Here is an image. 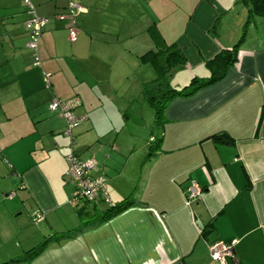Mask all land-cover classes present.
<instances>
[{
  "label": "crops",
  "instance_id": "obj_1",
  "mask_svg": "<svg viewBox=\"0 0 264 264\" xmlns=\"http://www.w3.org/2000/svg\"><path fill=\"white\" fill-rule=\"evenodd\" d=\"M67 1L31 0L47 19L36 65L23 0H0V264H264V30L255 20L264 18L251 0H179L189 15L172 43L170 0H78L86 11L73 18L74 41ZM143 13L155 19L150 30ZM174 49L185 61L163 83L178 70L184 80L210 78L206 62L221 51L232 60L222 78L173 96L139 145L114 97L156 79ZM142 65L138 80L130 72ZM75 96L74 114L86 118L70 138L47 101ZM219 133L232 141H216ZM152 137L159 143L148 156ZM70 150L95 158L92 174L105 176L109 201L70 203ZM129 195L133 205L102 218ZM33 212L43 214L37 226ZM77 227L24 259L47 236ZM214 242L231 243L223 263L210 256Z\"/></svg>",
  "mask_w": 264,
  "mask_h": 264
},
{
  "label": "built area",
  "instance_id": "obj_2",
  "mask_svg": "<svg viewBox=\"0 0 264 264\" xmlns=\"http://www.w3.org/2000/svg\"><path fill=\"white\" fill-rule=\"evenodd\" d=\"M68 12L72 19V24L68 29V37L70 41H74L77 36L75 28V21L73 20L76 14H81L86 11V8L81 5L78 0H68ZM23 7L26 13L24 26L28 33V47L33 52L34 63L40 65L38 56V40L42 32V28L47 23L45 17L39 16L31 0H23ZM80 104L78 97H72L67 100L53 98L48 102V109L52 112L58 111L65 119L66 128L64 134L71 138V130L78 126L86 116L77 117L74 114V109ZM67 162V174L74 183V189L70 198L72 205H77L79 201L94 202L100 200L109 201L106 192L105 181L106 178L103 174L93 175L92 171L96 167L97 162L94 157L80 159L73 151L65 156ZM196 185H191L186 191L187 202L196 195ZM12 195V194H11ZM33 221L37 223L42 220L43 214L39 212L33 213ZM210 256L214 260L223 263L225 256L231 252V243L214 242L209 246Z\"/></svg>",
  "mask_w": 264,
  "mask_h": 264
},
{
  "label": "rangeland",
  "instance_id": "obj_3",
  "mask_svg": "<svg viewBox=\"0 0 264 264\" xmlns=\"http://www.w3.org/2000/svg\"><path fill=\"white\" fill-rule=\"evenodd\" d=\"M173 4V6L170 5V43H172L174 41V39L180 34L181 32V28L183 25V22L186 20L187 16L189 15V13L184 12V7L180 4L179 0H170ZM170 2V4H171ZM143 20L144 21H148L149 22V27L148 30H150L149 28L152 26V21H155L154 18L151 17V13H143ZM235 14L231 13V14H227L223 20H225L227 22V29L226 31L228 32L229 35H232V29L234 26V22H235ZM157 20V19H156ZM255 20L257 21V26L259 27V29L264 30V24H262V20L260 17L256 16ZM246 20H244L245 22ZM253 26L250 28L251 33H253ZM255 33V32H254ZM240 37V35H239ZM153 41H155V39H153ZM156 43V42H154ZM157 44V43H156ZM144 51H146L145 49H143ZM146 66L142 65V66H136L133 68V70L130 72V74H135L138 80H141V75L143 74V79L146 78L147 74H146ZM183 72L181 70L176 71L175 73H170V76L167 77L164 80V84L169 83L170 87L172 89H174V91H177L178 93H187L192 91V87H196V83H193L192 85L191 83V79L192 77H188L186 76L187 79L184 80V76L182 74ZM164 74L162 75V78H164ZM156 83V82H155ZM135 85L136 81H132L130 82V85ZM141 84V90H136V91H132V89H130L127 93H125L124 96L122 97H114L116 98L121 105H125L122 109L124 113H126V117L124 115H121L122 117H120L121 119L123 118V116L126 118L128 127H130V129H135L129 132H136V134H142V140L140 141L139 145H142L141 143H147V139H145L144 135H147L148 130H153V134L155 133L154 127L155 124L160 126V122L157 124V118H156V108L150 103V99H148L149 96L154 95V101L158 100L160 96H158V94L161 93L162 89H160L159 91H156L154 89H152V85L149 84V82L146 80L140 82ZM148 84V85H147ZM155 86L157 84H154ZM186 86H188L187 88H185ZM118 93H120V91H118ZM117 96V94H116ZM160 101V99H159ZM109 104V103H108ZM106 108V106H104ZM123 113V114H124ZM161 116V115H160ZM117 121H123L124 118L121 120L119 118H115ZM161 120H163V116L161 118ZM150 128V129H149ZM156 134V133H155ZM138 136V135H137ZM140 137V136H139ZM138 137V138H139ZM71 145V144H70ZM145 150V148L143 149V151ZM145 152V151H144ZM143 152V153H144ZM154 152V151H153ZM102 202V200L100 201ZM96 213H98V215H100V212L98 210H96ZM86 220V219H85ZM33 223V222H32ZM35 226H37V223H33ZM34 225L32 226L34 228Z\"/></svg>",
  "mask_w": 264,
  "mask_h": 264
},
{
  "label": "trees",
  "instance_id": "obj_4",
  "mask_svg": "<svg viewBox=\"0 0 264 264\" xmlns=\"http://www.w3.org/2000/svg\"><path fill=\"white\" fill-rule=\"evenodd\" d=\"M251 2H252L251 9L254 12H256L257 14L261 15L262 18H264V0H251ZM67 5H68V1H67ZM162 52L163 51L152 53V56L155 58V56L161 55ZM147 54H149V53H146L143 56H146ZM233 58L235 59V57H233ZM231 60H232L231 51H227V52L221 51L220 53L216 54L214 57H212L211 59H209L206 62L208 69L211 72V77L208 79L207 78L203 79V78L193 77L191 79L190 84L192 85L193 83H196L198 85H196V87H192L193 89L190 92L178 93L177 91H174V89H172L171 87H170V89H168L166 84L164 85V83L162 82V79L160 80V78H162L163 74H166V72L169 70V68L171 71L172 68L181 65L182 63H184L185 60H184V57L181 54V52L178 51L177 49L171 50L168 54H166L164 57V65H163L162 69L160 70L159 75L157 76L156 79L149 82V84L153 86L152 89L159 91V92H160V89H162L161 93L158 94V96H160L159 97L160 101H159V99L156 101L152 100V99H154V95L148 97V99H150V103L156 108L157 122L158 123L162 122V120H161L162 110L165 107V105L167 104V102L173 96H175V95H187V94L197 90L198 88H200L206 84H209L211 82H214V81L222 78L226 72L227 66L229 64H231ZM154 84H157V85L155 86ZM187 87L188 86H186L185 88H187ZM54 98H56V97H54ZM51 99H53V98H51ZM51 99H49L47 101V105ZM62 100H67V99H62ZM54 112H58V111H54ZM212 137L218 142L227 143V142L232 141V138L226 133L214 134V135H212ZM150 142H152V144L149 147L150 152H148V156H151L153 154L152 151L155 150V148H157V145L159 143V138H156V137L153 138L152 137V138H150ZM85 202H87V201H85ZM135 202H136L135 198L132 195H129V196L121 199V201L115 205L110 203L109 208L103 212L102 218H108V217L114 215L115 213H117L118 211H120L124 208H127L130 205H133ZM32 219H33V216H32ZM80 230H81L80 227H77V228L70 229V230L65 231V232L52 233L51 236H47L36 247L27 251L26 252L27 256L24 259L30 260L34 256H36L40 251L43 250V248L45 247V245L48 243V241L51 238L58 239V240L71 238L74 235H76L77 233H79ZM15 261H17V259H14L12 261H8L7 263H4V264H10V263L15 262Z\"/></svg>",
  "mask_w": 264,
  "mask_h": 264
}]
</instances>
